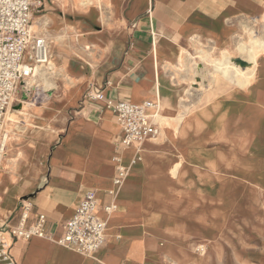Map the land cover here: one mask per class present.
Listing matches in <instances>:
<instances>
[{
	"label": "crops",
	"instance_id": "obj_1",
	"mask_svg": "<svg viewBox=\"0 0 264 264\" xmlns=\"http://www.w3.org/2000/svg\"><path fill=\"white\" fill-rule=\"evenodd\" d=\"M53 4L41 0L46 31L32 30L35 13L30 30L47 41L68 90L37 109L30 169L17 184L0 173V232L18 226L28 201L24 225L44 216L52 240L13 241L14 262L264 264V57L244 87L218 86L213 67L195 63L197 54L225 53L245 68L239 45L264 39V0H105L68 19ZM88 89L113 102L159 103L157 136L142 144L121 186L114 158L129 165L135 149L118 147L114 115L86 100ZM89 191L106 228L103 245L81 254L54 240Z\"/></svg>",
	"mask_w": 264,
	"mask_h": 264
},
{
	"label": "built area",
	"instance_id": "obj_2",
	"mask_svg": "<svg viewBox=\"0 0 264 264\" xmlns=\"http://www.w3.org/2000/svg\"><path fill=\"white\" fill-rule=\"evenodd\" d=\"M41 8V0H0V162L7 148L8 133L5 114L18 93H30L29 80L36 71L49 65L48 43L42 37H34L30 30L33 13ZM85 99L90 102H103L114 115L121 130L120 149L134 148L135 156L129 165L122 164L119 157L114 158L116 174L114 184L121 186L128 172L139 161L142 144L157 136L156 117L159 113L158 102H113L100 91L88 89ZM22 214L18 226L6 233L0 232V264H16L10 256L11 243L17 240L45 238L52 236L44 231L45 217L39 215L34 224L24 223L31 209L28 201L21 204ZM113 207L106 208L110 212ZM106 222L96 214L94 192H87L77 205L73 216L64 224L63 234L54 241L63 247L81 254L97 251L104 242ZM5 235L7 237H5ZM204 250L203 246L197 248Z\"/></svg>",
	"mask_w": 264,
	"mask_h": 264
},
{
	"label": "rangeland",
	"instance_id": "obj_3",
	"mask_svg": "<svg viewBox=\"0 0 264 264\" xmlns=\"http://www.w3.org/2000/svg\"><path fill=\"white\" fill-rule=\"evenodd\" d=\"M53 4V11L61 16V18H73L77 14H81L84 11L90 10L93 8H102V2L105 0H51ZM81 1V2H80ZM85 1V2H83ZM90 1V2H88ZM92 1V2H91ZM88 2V3H87ZM84 4V5H83ZM42 8V7H41ZM41 8L35 12V18L42 15ZM34 18V19H35ZM33 19L32 24V30L34 32H42L43 30L46 31L47 27L39 28L37 24H35L36 21ZM42 30V31H41ZM62 34V49L61 52H65L64 48H66L68 36L64 30L60 31ZM259 42H252V40H249L248 43H240L239 49L240 52L245 54V59L247 60L248 64L245 68H242L238 66L240 72L239 75L243 77L246 80V86L250 81L254 78L256 69L258 67V60L261 57H264V40L259 39ZM65 43V45H64ZM60 46V47H61ZM229 55H226L225 53L222 54V57L217 60H211L215 62H224L226 57ZM196 62L197 64H209L213 67V70L216 68L213 63L208 62L204 58L200 56V54H197ZM190 58V57H188ZM231 60V56H229ZM49 63L52 67L53 74L49 76L48 80L46 82H43L41 84L35 83L34 81H30L28 83V87H33L30 93H27L24 98L21 97V95H18V97L13 101L10 108L8 109L6 113L5 121L7 122L6 130L8 133V142H7V148L5 150L3 160H2V166L0 169V173L2 176H4V179L6 181V184L9 185V183L17 184L18 183V175L19 173H25L30 169V166L33 165L30 162L29 158H25L27 156V141L30 140L35 134V131H37L39 126H37L36 121V112H38L39 108L51 106L53 104H56L59 102L61 96H63V93L68 90V85L66 83V79L64 74L62 73V70L58 68L54 62L49 59ZM236 64V63H235ZM184 66L182 68H179L178 73L184 74ZM251 72V75H244V73ZM211 78H214L216 80V84L224 85L225 81L228 80L229 82H232L234 85L239 87L235 81H233V78L227 74L226 72L223 73H215L212 71V74L210 75ZM178 79V75L176 76ZM227 77V78H226ZM232 78V79H231ZM248 81V82H247ZM179 82V79H178ZM235 82V83H234ZM193 83H190L188 86L189 88H192ZM189 91V90H187ZM188 93V92H187ZM11 117V120L9 117ZM32 150V149H31ZM29 181V180H23ZM32 190L34 187L31 188ZM22 199V198H21ZM264 203V201H263Z\"/></svg>",
	"mask_w": 264,
	"mask_h": 264
},
{
	"label": "bare ground",
	"instance_id": "obj_4",
	"mask_svg": "<svg viewBox=\"0 0 264 264\" xmlns=\"http://www.w3.org/2000/svg\"><path fill=\"white\" fill-rule=\"evenodd\" d=\"M85 1H87V0H85ZM85 1H83V2H85ZM88 2H90V1H88ZM40 20L41 19H39V18H35L34 19V21H36L35 24H37L40 28H44V27H47L48 26V21L46 19H42L43 21L41 23H40ZM51 39H53L54 42H59L61 40V37L60 36H52ZM259 39L260 38H257V37H250L249 38V40H252V42L253 41L254 42H259L260 41ZM240 49L242 50L244 48H241L240 47ZM203 53H205V52H203ZM200 54H202V53H200ZM200 56L202 58H204L205 60H207L208 62H211V63L214 64V66L216 67L214 69V72L215 73L217 72V73H223L224 74V72H226L227 74H229L233 78V81H235L240 86H244V84H246V80L239 75L240 70L238 68V66H239L238 63L237 64L233 63L230 60L229 56H227L225 58L226 60L224 62H215V61L212 62V61H210L207 58V56H205V55H200ZM52 74H53L52 67H51V65H48V67H46V68H40V69H38L36 71V73L34 74V77L31 80L34 81L35 83L41 84L43 82H46L48 80L49 76L52 75ZM244 75H248L249 76V75H251V72L244 73ZM5 116H6V114H5ZM8 117L11 120V117L10 116H8Z\"/></svg>",
	"mask_w": 264,
	"mask_h": 264
}]
</instances>
